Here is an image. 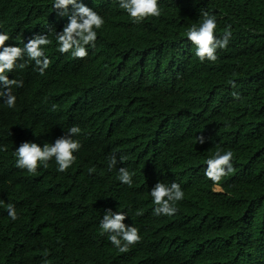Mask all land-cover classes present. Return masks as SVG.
Returning <instances> with one entry per match:
<instances>
[{"label": "trees", "instance_id": "1", "mask_svg": "<svg viewBox=\"0 0 264 264\" xmlns=\"http://www.w3.org/2000/svg\"><path fill=\"white\" fill-rule=\"evenodd\" d=\"M77 2L104 25L92 52L75 63L56 42L71 6L67 14L53 8L54 0H34L30 12L16 16L0 9L6 46L23 48L32 34L52 41L43 46L51 61L43 75L26 56L17 61L26 64L15 75L23 86L15 90L14 108L0 107V264H264V0H158L161 15L139 24L118 0ZM204 12L215 17L218 40L231 32L214 62H200L186 36ZM51 92L79 107L112 99L124 119L120 128L95 121L97 138L84 141L69 171L38 168L30 175L16 167L22 140L16 120L33 108L32 99ZM228 150L234 171L216 192L204 176L206 161ZM112 156L117 164L109 169ZM121 167L132 174L131 186L119 181ZM158 182H175L184 192L172 216L146 211ZM113 198L127 209L135 205L141 223L168 233L180 250L145 258L149 242L108 258L112 244L98 218L117 208Z\"/></svg>", "mask_w": 264, "mask_h": 264}, {"label": "clouds", "instance_id": "2", "mask_svg": "<svg viewBox=\"0 0 264 264\" xmlns=\"http://www.w3.org/2000/svg\"><path fill=\"white\" fill-rule=\"evenodd\" d=\"M34 0L23 7L22 0H3L0 8L5 16H16L31 11ZM69 6L73 11L68 16V22L62 31L56 34L58 51L61 54L71 53V58L66 60L75 63L76 59H84L92 52L97 38V30L104 25V19L93 9L78 3L77 0H54L53 8L67 14ZM118 6L130 18L133 23L139 24L150 17L161 15L158 0H118ZM203 19L199 27H191L187 33L188 41L195 48V56L204 62H214L217 59V48L225 49L231 38V32L224 30L222 40L215 35L217 23L215 17L207 12L202 13ZM24 47L6 46L10 39L7 34L0 31V107L14 108L16 88L22 87L23 82L14 77L9 80V72L17 67L23 69L25 63H17L25 56L33 61L40 75L50 66L51 61L45 55L43 46L52 43L46 34H32ZM89 47L87 51V47ZM73 82V81H70ZM235 87V84H232ZM234 97L238 94L233 93ZM33 108H26L20 117H17L18 136L22 138L20 146L15 150L16 167L27 170L30 175H35L38 168L55 170L58 173L69 171L76 159L80 149L87 139L95 140L98 136L95 121L99 125L120 128L119 123L124 119L122 110L116 101L107 98L100 103L91 104L87 107H79L72 103L71 98H66L63 93L51 92L46 96H38L30 101ZM6 117H13L6 114ZM109 123H111L109 125ZM35 129L45 134V138L36 135ZM199 144L205 143L201 135L197 137ZM233 152L225 151L221 154L217 151L206 161L204 176L212 182L213 190L219 192L221 180L234 171ZM117 164L115 156L109 158V169ZM89 173L95 171L90 168ZM119 181L131 186L132 174L126 168L121 167L118 175ZM184 197V192L179 184L173 182L171 185L156 183L150 191V214L156 216H172L178 209L177 204ZM114 199V198H113ZM117 208L105 209L99 216L102 234H108L112 244L108 252V258L113 253L124 257L136 250L143 244L151 243L145 258L169 257L177 253L182 244L175 243L174 239L166 232H152L150 228L141 223L138 210L135 205L124 208L122 200H116ZM8 216L15 221L18 217L13 205L7 206ZM141 223L138 226L136 223ZM127 225V226H126ZM116 247L117 249H114ZM140 264V263H137Z\"/></svg>", "mask_w": 264, "mask_h": 264}, {"label": "rangeland", "instance_id": "3", "mask_svg": "<svg viewBox=\"0 0 264 264\" xmlns=\"http://www.w3.org/2000/svg\"><path fill=\"white\" fill-rule=\"evenodd\" d=\"M21 70V68L17 67L13 71L9 72L8 79L11 80L15 77V75Z\"/></svg>", "mask_w": 264, "mask_h": 264}]
</instances>
